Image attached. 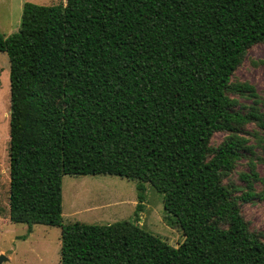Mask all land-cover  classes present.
Segmentation results:
<instances>
[{
    "label": "trees",
    "instance_id": "trees-1",
    "mask_svg": "<svg viewBox=\"0 0 264 264\" xmlns=\"http://www.w3.org/2000/svg\"><path fill=\"white\" fill-rule=\"evenodd\" d=\"M261 43L264 0L25 3L19 30L0 33L11 222L28 233L61 228V264H264V241L222 183L247 145L241 129L264 130L257 90L232 82ZM230 94L253 105L242 112ZM220 131L231 135L213 148ZM67 175L136 181V217L153 186L183 242L173 247L135 219L64 225ZM248 187L243 201L254 196Z\"/></svg>",
    "mask_w": 264,
    "mask_h": 264
},
{
    "label": "rangeland",
    "instance_id": "rangeland-1",
    "mask_svg": "<svg viewBox=\"0 0 264 264\" xmlns=\"http://www.w3.org/2000/svg\"><path fill=\"white\" fill-rule=\"evenodd\" d=\"M56 5L66 0H0V33L5 37L19 30L25 3ZM10 63L6 53L0 52V256L2 264H61L62 231L59 227L12 223L9 217L10 198ZM232 82H247L255 87L261 103L257 108L264 113V43L247 51L244 61L233 75ZM238 100V108L247 112L251 99L230 94ZM230 133L216 132L211 146L218 148ZM247 145L241 151L232 172L222 176V183L232 191L250 232L264 241V130L255 123L238 134ZM257 174L255 179L252 175ZM244 175L251 179L245 180ZM250 190L254 196L243 201L241 196ZM144 209L136 217L137 182L118 176H64L63 224H112L118 221L138 220V225L173 247L184 240L183 232L166 218L164 199L153 186L147 184Z\"/></svg>",
    "mask_w": 264,
    "mask_h": 264
},
{
    "label": "water",
    "instance_id": "water-1",
    "mask_svg": "<svg viewBox=\"0 0 264 264\" xmlns=\"http://www.w3.org/2000/svg\"><path fill=\"white\" fill-rule=\"evenodd\" d=\"M5 260H6V257L3 256V255H1V256H0V264H2V262L5 261Z\"/></svg>",
    "mask_w": 264,
    "mask_h": 264
}]
</instances>
